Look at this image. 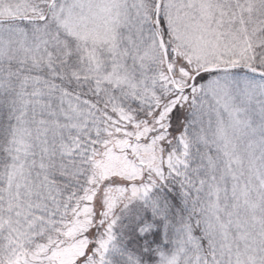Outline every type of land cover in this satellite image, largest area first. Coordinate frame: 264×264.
Returning <instances> with one entry per match:
<instances>
[{
	"label": "snow or ice",
	"instance_id": "6c2138e0",
	"mask_svg": "<svg viewBox=\"0 0 264 264\" xmlns=\"http://www.w3.org/2000/svg\"><path fill=\"white\" fill-rule=\"evenodd\" d=\"M0 264H264V0H0Z\"/></svg>",
	"mask_w": 264,
	"mask_h": 264
}]
</instances>
